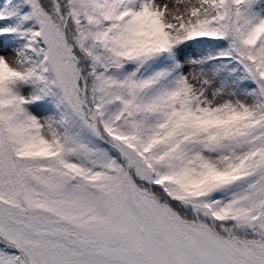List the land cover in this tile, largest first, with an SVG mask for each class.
<instances>
[{"label":"snow or ice","instance_id":"snow-or-ice-1","mask_svg":"<svg viewBox=\"0 0 264 264\" xmlns=\"http://www.w3.org/2000/svg\"><path fill=\"white\" fill-rule=\"evenodd\" d=\"M0 264H264V0H0Z\"/></svg>","mask_w":264,"mask_h":264}]
</instances>
